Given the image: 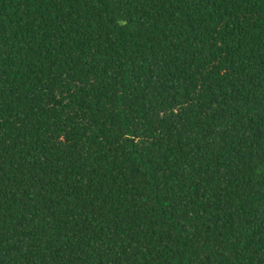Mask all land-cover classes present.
<instances>
[{
    "label": "trees",
    "instance_id": "1",
    "mask_svg": "<svg viewBox=\"0 0 264 264\" xmlns=\"http://www.w3.org/2000/svg\"><path fill=\"white\" fill-rule=\"evenodd\" d=\"M0 264H264V0H0Z\"/></svg>",
    "mask_w": 264,
    "mask_h": 264
}]
</instances>
